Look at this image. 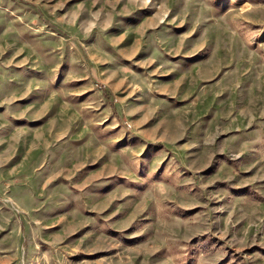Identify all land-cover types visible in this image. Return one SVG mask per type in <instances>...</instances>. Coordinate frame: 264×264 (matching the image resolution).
<instances>
[{
  "label": "rangeland",
  "instance_id": "rangeland-1",
  "mask_svg": "<svg viewBox=\"0 0 264 264\" xmlns=\"http://www.w3.org/2000/svg\"><path fill=\"white\" fill-rule=\"evenodd\" d=\"M0 264H264V0H0Z\"/></svg>",
  "mask_w": 264,
  "mask_h": 264
}]
</instances>
